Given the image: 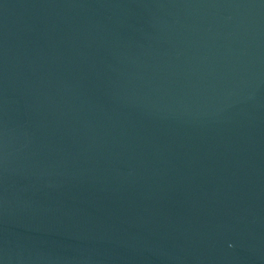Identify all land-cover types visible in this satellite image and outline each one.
<instances>
[{
    "label": "water",
    "instance_id": "95a60500",
    "mask_svg": "<svg viewBox=\"0 0 264 264\" xmlns=\"http://www.w3.org/2000/svg\"><path fill=\"white\" fill-rule=\"evenodd\" d=\"M0 264H264V0H0Z\"/></svg>",
    "mask_w": 264,
    "mask_h": 264
}]
</instances>
